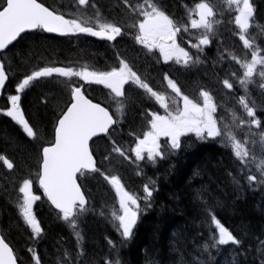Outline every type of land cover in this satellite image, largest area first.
Returning <instances> with one entry per match:
<instances>
[{"label": "snow or ice", "instance_id": "1", "mask_svg": "<svg viewBox=\"0 0 264 264\" xmlns=\"http://www.w3.org/2000/svg\"><path fill=\"white\" fill-rule=\"evenodd\" d=\"M80 5H86L87 0H78ZM228 5L229 23L235 25L232 29L243 44V56L232 55L231 61L239 67L233 68L228 74L226 70L223 78L217 73V83L222 85L225 95L231 94L236 88V82L245 89V96L240 97L238 103L243 109V114L238 118V126L246 127L252 137H259L264 145V122L257 119L258 112H264V46L254 47L247 38L251 22L254 20L256 9L251 0H226ZM234 6V7H233ZM191 13L184 23L177 21L174 14L170 13L162 0H123V16L130 23L114 21L99 26L73 18H65L64 14L50 10L38 0H4L0 3V52L9 49L14 42L25 40L26 37L37 32L56 34L58 36H72L85 34L98 37L107 41H115L117 37L128 34L131 30L136 44L141 45L140 51L145 56H155V49L163 59L164 64L171 69L174 65H181L185 72L201 62V56L206 47H210L213 37L207 33L211 31L212 24L209 17L216 14V9L207 2H195V7L189 9ZM223 10H221V15ZM198 17V18H197ZM190 24V28H189ZM204 29L198 39L189 40V49L185 50L179 43L182 33L190 30ZM195 37V33H192ZM113 47H115L113 45ZM191 49H195L196 55ZM147 50V51H145ZM225 59H228L225 57ZM172 64H169V62ZM215 66V62H214ZM9 71L11 68L9 67ZM56 74L67 77V89L58 102V110L53 116V138L37 145L41 163L35 173L39 188L43 191L49 205L56 210L59 220L75 229L78 220L89 211L90 197L84 192V185L79 181L89 175L99 173L104 180L114 187L118 199V209L113 213L112 224L122 238V242L131 240L138 222L154 201V187L145 184L144 196L140 197L126 188L121 178L117 175L105 174L97 164L92 150L93 138L111 141L110 151L104 156L105 160L119 158L121 165L124 162L136 165L140 169L141 161L151 162L153 166L158 160L167 159L177 155L180 151L192 147L199 142H216L222 138L224 132L219 126L216 117L218 105L214 102L213 93L205 88L199 91L202 100L194 101L187 95L178 80L173 79L169 71H163L162 83L166 82L167 89L175 94L176 103L172 105L165 102V96L151 86L150 82L142 76L131 60L116 52L111 70H75L64 66H39L25 73L15 87V93L8 97L11 107L6 109V115L11 117L23 127L29 138L36 139L34 127L20 111L22 97L19 95L32 82H44ZM78 77L86 84H102L110 90L112 102L120 101L128 107L135 105L142 116L140 130L130 132L132 137L125 147L118 142L112 133L120 127L122 121L114 118L111 113V104L107 107L100 102H93L83 90V85L73 81ZM258 77V79H257ZM9 77L6 68L0 64V90H2ZM248 85H256L260 102L252 98ZM133 89L136 90L133 95ZM247 97V98H246ZM159 102L163 113L157 110L145 109V103L152 99ZM46 103V98H44ZM127 116V112L121 113ZM188 138L186 140L185 138ZM192 137L195 139L193 140ZM233 140V137H229ZM256 141L253 140V143ZM236 156L239 159L240 179L247 182L249 188L264 185V160L252 170L254 160L249 159L248 150L241 149L239 143L234 142ZM135 157L133 160L132 157ZM4 165L9 170L14 164L5 156H0ZM238 165V167H239ZM258 173V174H257ZM137 175L140 172L137 171ZM231 175V173H229ZM155 183L154 181L152 182ZM242 189V186H241ZM19 193L23 194L21 215L28 228L31 229V239L38 241L43 238L44 229L34 212V206L42 198L34 194L33 181L23 179L19 186ZM144 203L141 204L140 201ZM211 214V213H210ZM212 223L218 230L219 238L214 240L213 247L218 245L242 246L241 239L237 238L220 221L212 215ZM79 239V236H78ZM109 243H113L109 240ZM0 250L3 251L5 264H18V258L13 254V249L0 237ZM30 264H43L39 253L30 248ZM257 251L260 264H264V240H260ZM82 255V254H78ZM120 264V261H116Z\"/></svg>", "mask_w": 264, "mask_h": 264}, {"label": "trees", "instance_id": "2", "mask_svg": "<svg viewBox=\"0 0 264 264\" xmlns=\"http://www.w3.org/2000/svg\"><path fill=\"white\" fill-rule=\"evenodd\" d=\"M38 1L63 14L75 10L73 0ZM162 2L175 17L181 16L176 18L180 19L183 18L186 7L201 0ZM252 2L256 12L248 39L254 47L264 46V0ZM0 3H3V0H0ZM83 7H86L85 10ZM81 8L86 17L94 20L129 23L122 13L123 0H87L86 5ZM232 29L222 26L215 39L219 45L213 44L211 49L205 52L204 72L185 73L181 84L191 87L198 85L199 80H202L205 84L214 85L217 83V73L221 78L225 75L221 69L230 72V63H223L224 57L242 56ZM257 36L262 37L260 41H257ZM109 49L105 44L91 40L74 39L69 42L47 37L39 32L34 36L29 34L25 40L16 42L9 48L4 57L9 77L5 95L16 94L15 87L23 75L30 74L31 70L45 63H90L91 70H107L108 68L96 66L104 67L114 60L118 50ZM126 52L124 54H128V57L146 68L148 77L160 79L161 65L141 61L137 53L131 51V47H128ZM149 64L152 65L151 68ZM65 92L63 85L36 82L19 94L22 97L20 110L34 127L35 140L23 134L17 124L14 125L12 121L0 116V154L14 164L12 170H5L0 160V228L22 264H29L30 248L39 253L43 264H116V261H120V264H260L257 247L259 241L264 240V185L249 188L247 182L239 178L240 168L234 162L233 155L228 149L219 148L214 143L199 144L200 149L181 151L171 158L170 166L160 163L156 169H148V179L156 181L157 192L154 194L152 206L147 209L146 216L139 223L135 237L131 240L122 242V239H118L115 229L101 218V211L104 212V209L110 206V197L101 184L104 182L103 176L95 174L91 175L90 179L83 180L82 177L83 181H79L84 185L86 195L90 197L91 209L80 219V233H76L59 220L48 203L41 199L35 206V212L39 215L44 234L38 241L31 239V230L26 229L20 215L19 186L22 185L23 179L30 178L34 181L36 178L39 155L37 145L50 139L53 116ZM105 100V89L95 87L94 101L104 103ZM139 111L135 105L129 109L130 116L122 124V127L127 126V133L137 132L134 129L140 128ZM262 116L264 117V114ZM231 134L240 145L246 146L249 153H252V136L249 133L248 140L238 134ZM117 141L122 142V139ZM123 141L127 142L126 137ZM92 150L97 161L101 162L108 148L101 141H97ZM117 164V159L110 160L109 169L119 170ZM161 171L163 173H160ZM110 173L111 171L105 172ZM214 199L219 203H213ZM212 215L241 239L242 246L231 243L212 246L214 240L219 238V233L212 223ZM109 240L113 243L110 244Z\"/></svg>", "mask_w": 264, "mask_h": 264}, {"label": "bare ground", "instance_id": "3", "mask_svg": "<svg viewBox=\"0 0 264 264\" xmlns=\"http://www.w3.org/2000/svg\"><path fill=\"white\" fill-rule=\"evenodd\" d=\"M75 1V10H74V12L76 11V10H78L81 14H82V16L85 18V19H87L90 23L89 24H91V25H94V26H98V23H101V24H105V23H112L111 21L110 22H102V21H98V20H94V19H91V18H88V17H86L85 15H84V13H83V11H82V8H81V6L82 5H80V4H77L76 3V0H74ZM251 2H252V0H251ZM140 3H143V0H140ZM195 7V5H192V6H190V7H186V9H185V11H184V15H183V18H180V19H177V21L178 22H180L181 23V25L183 24V22H184V20H188V15L190 14V12H189V9H192V8H194ZM74 12H70V13H67V14H65V15H68V16H71V14H73ZM227 18H228V15H225L224 16V23H223V25H225V26H227V27H232V28H234L233 27V25H232V23H228L227 22ZM130 23V22H129ZM222 25V26H223ZM221 30H222V28H221ZM220 30V31H221ZM127 31V33L128 34H126V35H123V36H121V37H117L116 38V40L115 41H107V40H104V39H102V40H98V38L97 37H92V36H88V35H85V34H79V35H77L76 37H75V39H79V40H91V41H93V42H97V43H103V44H105L107 47H108V49L110 50V51H116V49L120 52V54L122 53V55L123 56H125V57H127L129 60H131L132 61V63L134 64V66L136 67V69L138 70V72L142 75V76H144L145 78H146V80H148V81H150V82H152V83H156V85L158 86V87H161L162 86V82H161V80L160 79H156V80H154V77L152 78V77H148V74H147V72H145V70H146V68L144 67V66H140L139 65V63L138 62H136L135 60H133L131 57H128L129 55L128 54H124L125 52H126V49H128V47H131V51H135L136 53H137V55H138V58L141 60V61H145L146 63H148V62H151V63H155V64H159V65H162L161 64V61L159 60V61H157V59H156V56H145L140 50H138V49H136L135 47H133L131 44H134L133 42H132V40H128V39H132L133 38V34H132V32H131V30L129 29V30H126ZM220 31H219V33H220ZM198 39L199 37H197V35L195 36V37H192V39ZM181 42L182 43H184V44H187L188 43V40H187V35H184L183 37H182V39H181ZM16 42H14V44H15ZM131 43V44H130ZM13 44V45H14ZM12 45V46H13ZM113 45L115 46V47H113ZM12 46H10L9 48H11ZM126 48V49H125ZM130 50V49H129ZM192 51V53L194 54V56L196 55V51L195 50H191ZM127 53V52H126ZM116 54V53H115ZM241 54H242V52H241ZM114 57H115V55H114ZM204 58H205V53L201 56V62L200 63H198V64H196L193 68H192V72H195V71H199V73L201 74V73H203L204 72V66H205V63L203 62V60H204ZM114 61V60H113ZM113 61L112 62H110V63H107L106 64V66H104V67H99V66H96L97 68H111L112 66H113ZM67 66V65H70V63L68 62V63H64V64H55V63H45L43 66ZM81 66V68H82V70L83 69H85V68H87V69H89L91 66H92V64H90V63H87V64H82V65H80ZM230 66L232 67V65L230 64ZM152 67V65H150L149 64V68H151ZM167 69L170 71V72H172L174 75H175V79L176 80H178L179 81V83H180V86L182 87V89H183V91L184 92H186V93H191V92H195L196 90H200L201 88H204V87H207V88H209V89H211L213 92H214V94L220 99V94H221V91H223V92H226L223 88H222V85L221 84H219L218 83V85H216V84H214V85H209V84H205L202 80H199V82H198V85H196V86H191V87H188L187 86V84H181V78L182 77H184V75H185V73H187V72H185L183 69H178L177 68V66H173L171 69L169 68V66L167 67ZM147 71V70H146ZM231 71H232V68L230 69V72L228 73V74H230L231 73ZM6 75H7V73H6ZM8 76V75H7ZM9 80V79H8ZM8 80L6 81V85H5V87H4V89H6V86H7V84H8ZM34 83H36V82H32L30 85H32V84H34ZM62 86V85H61ZM98 87H102V88H104L105 89V94H106V100L104 101V103H101V105L102 106H108L109 105V101H110V98H111V96H112V94L110 93V90L109 89H107V88H105L104 87V85H100V86H98ZM239 87H240V85H239V82L237 81L236 82V88L234 89V92H233V94H228V97L230 96L231 98H233V99H235V100H239L240 99V97H242L241 96V93H242V91L241 90H239ZM63 88L65 89V90H68L67 89V87H66V85H63ZM253 98L254 99H256L258 102H260L261 100H262V98L258 95V92H259V89H258V87L256 86V85H253ZM135 92H136V90L135 89H133V95L135 94ZM8 104H10L9 102H8ZM10 107H11V105H10ZM148 108V109H152V107H150V106H147V105H145V108ZM129 109H130V107H128V111H127V116L125 117L124 116V118H123V121H122V124L123 123H125V120H126V118H128L130 115H129ZM153 110V109H152ZM21 111V110H20ZM264 114V112H258L257 113V119H259L260 121H262V122H264V117L262 116ZM141 118H142V116H141ZM122 124H121V126H122ZM18 126L19 127H22L21 125H19L18 124ZM249 133V132H248ZM250 134V133H249ZM245 140H248V138L246 139V138H244ZM253 140H255L256 142L255 143H253ZM198 143L199 144H205L204 142H199L198 141ZM207 143H214L217 147H219V148H224V149H228L229 150V152L233 155V152L229 149V148H225L224 146H222L221 144H219V143H216V142H207ZM251 143H253L254 144V146L255 147H257V149H259V150H262L263 151V149H264V147H263V149H261V143H260V140H259V137H251ZM206 147V146H205ZM216 147V148H217ZM208 148V147H207ZM200 149V148H199ZM195 150V149H194ZM220 150H222V149H220ZM214 151V150H213ZM223 152H225V151H223ZM181 152H179L178 154H180ZM177 154V155H178ZM177 155H174V156H172L171 158H173V157H175V156H177ZM202 155V154H201ZM219 155V154H218ZM0 156H1V154H0ZM188 156H189V154H188ZM187 156H185V158H186ZM171 158H168V159H165V161L164 162H158V163H156L155 164V166H153V165H145V167L144 168H142V169H140L139 170V172H143L145 169H152V168H155L156 166H158L160 163H163V165H165V164H168V163H170V162H172V160H171ZM96 159V158H95ZM97 160V159H96ZM226 160V159H225ZM1 162H2V160H1ZM177 162V161H176ZM178 162H180L179 160H178ZM183 163V162H182ZM181 163V164H182ZM223 163V162H222ZM119 164L120 163H118L117 164V166H119ZM178 164V163H177ZM180 164V165H181ZM162 165V164H161ZM2 167H4V169L5 170H9L7 167H5L3 164H2ZM124 167V166H123ZM159 167V166H158ZM157 167V168H158ZM173 168V167H172ZM156 169V168H155ZM164 169V168H163ZM167 169V168H166ZM120 170V169H119ZM175 170H177V169H175ZM226 170H228V169H226ZM229 171V170H228ZM160 173H163L162 171L160 172ZM232 173V172H231ZM134 174V172H131V173H129L128 175H133ZM139 176V175H138ZM129 180V181H128ZM127 180V178H126V176H125V178H124V180L123 179H121V181H123L124 182V185H126L127 186V181L128 182H130V185L133 187V188H135L136 190L140 187V186H143L144 185V182H142V183H135L134 185L131 183L133 180H136V179H132V180H130V179H128ZM138 180H143V176H141L140 175V178L138 179ZM137 180V181H138ZM148 180H150V179H148ZM154 181V180H153ZM154 182H156V181H154ZM158 182V181H157ZM159 186V185H158ZM128 188H129V186H127ZM155 190H156V183H155ZM85 192V191H84ZM155 200V199H154ZM90 203V202H89ZM88 208H89V204H88ZM91 209L89 208V211H90ZM88 211V212H89ZM147 211V210H146ZM146 211H145V214H146ZM87 212V213H88ZM87 213H85V214H87ZM84 214V215H85ZM100 214H102V211H101V213ZM104 217V216H103ZM82 218V217H81ZM80 218V219H81ZM80 219L78 220V222H77V227L75 228V229H73L76 233H80V230H78L79 228H80ZM105 219V218H104ZM106 220V219H105ZM112 226V225H111ZM112 228H114L113 226H112ZM115 229V228H114ZM116 230V229H115ZM83 237H84V235H83ZM86 238V237H85ZM118 239H120V238H118ZM85 251V250H84ZM74 252V251H73ZM86 252V251H85ZM85 254V253H84ZM84 257V256H83ZM85 258H86V256H85ZM74 260V259H73ZM247 260V259H246ZM68 263V262H67Z\"/></svg>", "mask_w": 264, "mask_h": 264}, {"label": "rangeland", "instance_id": "4", "mask_svg": "<svg viewBox=\"0 0 264 264\" xmlns=\"http://www.w3.org/2000/svg\"><path fill=\"white\" fill-rule=\"evenodd\" d=\"M76 3L77 4H79V2H78V0H76ZM191 14V13H190ZM190 14L188 15V18H189V16H190ZM71 17H73V18H75V19H77V20H79V21H82V22H87V23H90L87 19H85L83 16H82V14L78 11V10H76L73 14H71ZM229 21V17L227 18V22ZM229 23V22H228ZM183 25L184 24H182L181 26L183 27ZM189 26H190V24H189ZM192 33L193 32H186V33H182V37L184 36V35H187V40L189 41V40H193L192 39V37H194L193 35H192ZM197 35V37H199V35L198 34H196L195 33V36ZM262 36V35H261ZM261 36H257V41H260V39L262 38ZM171 62V61H170ZM176 66V65H175ZM177 68L178 69H182V67H179V66H177ZM258 78V77H257ZM249 89H251V92L249 93V95H251L252 96V98H253V85H248L247 86ZM239 90H241L242 91V93H241V96H243V93L245 92V89H244V91H243V88L240 86L239 87ZM191 93H193V92H191ZM225 92H223V91H221V94H220V100H221V102H222V104L223 105H225V110H226V113L227 114H230V115H241V114H243V109H242V107L239 105V103H238V101L239 100H235V99H233V98H231L230 96L228 97V95H225L224 94ZM109 104H111V109H112V105H113V102H112V96H111V98H110V101H109ZM120 104V103H119ZM123 107H124V110H123V112H127L128 111V105L126 104V103H124V105H123ZM120 108H121V104H120ZM146 110H148V108L146 107L145 108ZM121 110H122V108H121ZM152 110V109H151ZM123 118H124V116H122L121 117V121H123ZM242 127V126H241ZM243 138H248V133H245L244 135H243ZM224 138L222 137V138H217V141H216V143H219V144H221L222 146H224L225 148H229L232 152H233V149H232V147L226 142V141H224L223 140ZM229 140V139H228ZM230 141V140H229ZM232 142V141H231ZM233 145H234V143H233ZM252 149H253V151H252V153H250V156H249V159H252V156L254 155V160H253V162H252V164H251V167H252V170L253 171H256V165L257 164H260L261 163V161L262 160H264V149H263V147H264V145H261V149H263V151L262 150H259V149H257V147H255L254 146V144L252 143ZM174 156V155H173ZM172 156H169L168 158H171ZM167 158V159H168ZM170 164H171V162L170 163H168V164H165L164 166H170ZM152 165V164H151ZM150 166V165H149ZM119 167H120V170L123 168V165H121V164H119ZM145 167V165H143L140 169H142V168H144ZM140 169H137L136 171H134V174L133 175H127L126 176V178H127V180L128 179H130V180H132V179H136V180H133L132 182L133 183H142V182H144V185L145 184H149V186L150 187H154L155 188V183L153 184L152 182H153V180H148V178H149V174H150V171L148 170V169H145L143 172H140V175L141 176H143V180H138L139 178H140V175L138 176L137 175V171H139ZM258 174V173H257ZM138 180V181H137ZM129 181V180H128ZM127 181V186H129V188L131 189V190H133V191H135V192H139L140 190H143V187H144V185L143 186H140L137 190L135 189V188H133L131 185H130V182H128ZM124 183V182H123ZM136 195H138V194H136ZM139 196V195H138ZM141 197V196H140ZM212 202L213 203H216V204H218L217 202H216V200L214 199V200H212ZM105 211L104 212H102V214H103V216H101V218L103 217V218H105L106 219V221L110 224V225H112L113 226V224H112V219H113V213L115 212L112 208H107V209H104ZM114 227V226H113ZM115 228V227H114Z\"/></svg>", "mask_w": 264, "mask_h": 264}, {"label": "flooded vegetation", "instance_id": "5", "mask_svg": "<svg viewBox=\"0 0 264 264\" xmlns=\"http://www.w3.org/2000/svg\"><path fill=\"white\" fill-rule=\"evenodd\" d=\"M179 16V15H178ZM177 16V17H178ZM176 17V18H177ZM179 17H181V16H179ZM198 18V17H197ZM187 20H184V22H183V24L186 22ZM189 28H190V26H189ZM190 32H193V33H196V34H198L199 36L201 35V34H204V29L202 28V29H200L199 31H197V30H190ZM128 40H132V42L134 43V44H131L133 47H135L136 49H138V50H140L141 48H142V46L141 45H138V44H136L135 43V41H134V39L132 38V39H128ZM179 43L181 44V46H183L184 48H185V50H188L189 49V44L187 43V44H184V43H182L181 42V40L179 41ZM191 50H195V49H191ZM145 51H147V50H145ZM154 51H156V52H159V50L158 49H155ZM225 61H223V63H224ZM187 95H188V93H186ZM191 99H193L194 101H197V100H200L201 98L199 97V91H197L196 93H193V95H191V96H189ZM168 99V103H170V104H173L174 102L172 101V99H175V101H176V98H175V94H173V95H171L170 97H168L167 98ZM145 105H147V106H150V107H152V109L153 110H157V111H160L162 108L160 107V104H159V102H157V104H156V102L152 99L151 100V102H149L148 104L147 103H145ZM161 112H163V110H161ZM186 140H188V138L186 137L185 138ZM190 149V147H188V148H186V149H184L183 151H187V150H189ZM143 164H145L146 162L145 161H141ZM158 162H159V160H158ZM157 162V163H158Z\"/></svg>", "mask_w": 264, "mask_h": 264}, {"label": "water", "instance_id": "6", "mask_svg": "<svg viewBox=\"0 0 264 264\" xmlns=\"http://www.w3.org/2000/svg\"><path fill=\"white\" fill-rule=\"evenodd\" d=\"M1 91V90H0ZM4 254H3V251L0 250V264H5V260H4Z\"/></svg>", "mask_w": 264, "mask_h": 264}]
</instances>
